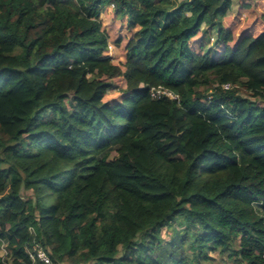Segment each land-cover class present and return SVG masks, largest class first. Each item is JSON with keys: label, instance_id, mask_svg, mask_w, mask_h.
Listing matches in <instances>:
<instances>
[{"label": "trees", "instance_id": "trees-1", "mask_svg": "<svg viewBox=\"0 0 264 264\" xmlns=\"http://www.w3.org/2000/svg\"><path fill=\"white\" fill-rule=\"evenodd\" d=\"M233 1L0 0V264H264V30Z\"/></svg>", "mask_w": 264, "mask_h": 264}, {"label": "rangeland", "instance_id": "rangeland-1", "mask_svg": "<svg viewBox=\"0 0 264 264\" xmlns=\"http://www.w3.org/2000/svg\"><path fill=\"white\" fill-rule=\"evenodd\" d=\"M177 2V0H172ZM264 13V0H234L233 8L224 19L226 26L235 29L236 37L247 32L258 35L264 30V23L261 20V15ZM101 20L103 28L110 34L109 50L107 54L114 59L117 64H122L126 60L125 44L117 43L120 38H129L135 29H131L127 23V18H116L113 7H108L102 14ZM217 30L214 29L211 36H205L204 47L205 50L212 49L215 53L222 50L220 40L217 36ZM117 83H122V79L114 80ZM116 86L109 91L108 98H115L118 96ZM258 206V205H257ZM259 207V206H258ZM167 235V231L164 230ZM3 245L1 244V247ZM212 256L215 258L216 264H231L233 261L229 259V253H220V251H213ZM66 264V263H64Z\"/></svg>", "mask_w": 264, "mask_h": 264}, {"label": "built area", "instance_id": "built-area-1", "mask_svg": "<svg viewBox=\"0 0 264 264\" xmlns=\"http://www.w3.org/2000/svg\"><path fill=\"white\" fill-rule=\"evenodd\" d=\"M229 85H227L228 87ZM152 96L155 98H161L163 96H170L172 98H178V95L175 94L174 92L170 91L169 89L159 86V87H154L152 88ZM30 257L31 259L36 262L38 260L50 264L51 263V258L48 255V253L41 247H35L34 250H29Z\"/></svg>", "mask_w": 264, "mask_h": 264}]
</instances>
